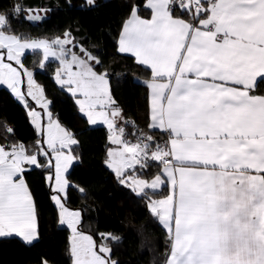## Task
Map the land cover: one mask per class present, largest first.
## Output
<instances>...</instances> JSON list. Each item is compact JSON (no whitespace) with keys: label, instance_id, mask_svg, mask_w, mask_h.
I'll use <instances>...</instances> for the list:
<instances>
[{"label":"snow or ice","instance_id":"snow-or-ice-1","mask_svg":"<svg viewBox=\"0 0 264 264\" xmlns=\"http://www.w3.org/2000/svg\"><path fill=\"white\" fill-rule=\"evenodd\" d=\"M130 8L118 51L151 70L149 134H140L135 143L125 141V127L117 126L122 109L111 95L107 73L94 68L100 60L83 47V57L67 49L70 33L52 42L29 41L7 34L8 13L0 12V49L22 69L25 49H42L45 60L59 59L56 83L82 97L76 103L88 122L102 120L113 133L110 142L120 145L108 151L106 161L120 183L134 185L137 195L170 185L164 199L147 205L170 234L167 264H264V94H256L264 83V0H146L150 19L141 18L138 5ZM176 9L181 16L174 15ZM11 11L15 15L25 9L17 3ZM27 19L41 17L29 14ZM4 58L0 53V84L25 108L30 97L49 109L51 101L33 72L24 69L22 74ZM22 75L27 77L26 94ZM102 108L109 110L98 111ZM28 115L43 137L44 125L37 124L41 114L29 109ZM46 115L47 137L37 140L35 154H27L22 144L10 151L0 146V237L15 234L27 244L39 234L24 165L54 167L51 199L62 209L60 223L77 233L79 222V212H69L61 196L70 187L65 174L75 159L71 146L79 142L52 119L51 111ZM154 129L167 135L163 144L150 134ZM149 161L162 165L151 182L126 176L128 169L145 168ZM47 180L51 186L53 176ZM71 252L74 264H117L110 260V248L99 247L107 259L97 253L90 236L77 234Z\"/></svg>","mask_w":264,"mask_h":264},{"label":"trees","instance_id":"trees-1","mask_svg":"<svg viewBox=\"0 0 264 264\" xmlns=\"http://www.w3.org/2000/svg\"><path fill=\"white\" fill-rule=\"evenodd\" d=\"M145 1L95 0L90 6L85 0H0V12L8 13L7 33L26 39L48 40L70 33L69 37L78 46L97 57L101 63L94 64V68L107 73L111 95L122 109L123 127L131 136L133 133L149 134L146 82L151 74L133 57L118 52V39L131 5L139 6L141 17H149ZM17 2L25 11L14 15L11 10ZM28 9L42 12L43 17L29 21L24 16ZM174 15L182 14L176 9ZM22 64L34 71L35 80L51 101L52 115L79 142L71 146L75 160L66 174L70 187L67 195H63L65 207L80 212L78 230L92 237L97 250L101 245L110 248V260L117 264H165L171 241L147 205L164 197L167 186L156 192L146 189L144 194L137 195L131 187L120 183L106 165L110 147L108 130L104 126H89L87 119L79 114L73 97L57 85L54 75L58 63L49 61L42 69L40 56L27 53ZM256 94H264V83ZM8 128L14 131L8 132ZM150 134L165 135L154 130ZM37 140L40 136L26 108L9 89L0 87V144L7 149L22 144L27 154H34L39 148ZM161 166L150 161L147 167L137 165L128 173L148 180L160 172ZM49 175H52V167L25 169L23 179L37 208L38 239L26 244L13 236L1 238L0 264H41L42 260L48 264H73L69 231L59 224L58 209L51 199L52 190L47 180ZM81 188L83 192L79 191Z\"/></svg>","mask_w":264,"mask_h":264},{"label":"rangeland","instance_id":"rangeland-1","mask_svg":"<svg viewBox=\"0 0 264 264\" xmlns=\"http://www.w3.org/2000/svg\"><path fill=\"white\" fill-rule=\"evenodd\" d=\"M86 2H87V0H85ZM18 3V2H17ZM16 3V4H17ZM19 14H21V13H19ZM29 14H32V15H39L41 18L43 17V14H42V12H39V11H36V10H34V11H32L31 13H29L28 11L24 14V16L25 17H27ZM15 15H18V14H15ZM29 20V19H28ZM30 21V20H29ZM7 34H10V33H7ZM58 38H60V39H64L65 37H64V35L63 36H61V37H58ZM69 39H71L72 40V38H70L69 37ZM29 41H32V40H36V41H38V40H46V41H48V42H52V41H54L55 39H52V40H48V39H44V38H38V39H28ZM73 45H75V47H73ZM67 49H70L71 51H74V52H76V54L77 55H80V56H82L83 57V53H81L80 52V46H78L77 45V43H76V41H73L72 40V43L71 44H68V45H66L65 46ZM57 50V53L59 52V49H56ZM87 50V49H86ZM87 52H89V53H91L89 50H87ZM0 53H2L3 55H4V63H11L12 64V66L14 67V68H16L17 69V71H19V72H21L22 74H23V71H24V69H27V70H29V71H32L33 72V74H34V71L32 70V69H30V68H26V67H23V69L20 67V65H18V64H16L15 63V61H8L7 60V58H6V49H0ZM27 53H37L39 56H40V63L41 62H43L44 64H46L47 62H49V61H55V62H57L58 63V67H57V69L55 70V74H56V71L58 70V69H61L62 68V65L60 64V61H59V59H57L56 57H53V56H49V58L47 59V60H45L44 59V53H43V50L42 49H31V48H29V49H25L24 50V53H23V55L21 56V62H22V59H23V57H24V55L25 54H27ZM92 54V53H91ZM69 59H70V56H69ZM77 69L75 68V66H73V71H76ZM100 73H103V72H100ZM21 79L24 81V83H23V85H22V91H24L25 92V94H26V92H27V77H25V76H21ZM54 79H55V75H54ZM34 80H35V78H34ZM56 81V80H55ZM35 82H36V84H38L40 87H41V85L35 80ZM57 85L60 87V88H62L58 83H57ZM0 87H5V88H7V89H9L8 87H7V85L6 84H0ZM63 90H65L69 95H71L72 96V94H71V92H69L68 90H67V88L65 87V88H62ZM10 90V92L12 93V91H11V89H9ZM13 95V94H12ZM14 96V95H13ZM46 97V96H45ZM73 97V96H72ZM14 98H15V96H14ZM47 98V97H46ZM77 98H82V97H73V99H74V101H75V104H76V106H77V109H78V112H79V114H81L83 117H85L86 119H87V117L79 110V105L76 103V99ZM16 99V98H15ZM28 99V108L29 109H34L36 112H38V113H40L41 115H40V118L38 119V124H43L44 125V136L42 137V136H40V140L43 142V140L44 139H46V137H47V132H48V116L46 115V112L47 111H50V109H47V110H45V109H42L35 101H33V100H31V98L30 97H28L27 98ZM48 99V98H47ZM17 100V99H16ZM49 100V99H48ZM18 101V100H17ZM28 108H26V110H28L29 111V109ZM50 108V107H49ZM109 109L108 108H102V109H98V111H108ZM52 119L54 120V121H56L57 119L52 115ZM87 122H88V119H87ZM123 123H124V118L122 117V118H117V126L118 127H123ZM33 124V123H32ZM33 125H35V124H33ZM88 125L89 126H107V124H105L102 120H97V123H95V124H90L89 122H88ZM62 126V125H61ZM63 127V126H62ZM107 129H108V132H109V136L111 135V134H113V133H111L110 132V130H109V128H108V126H107ZM118 134V133H117ZM109 136H108V142H109V144H110V147H109V150H115V149H118V148H120V145H117V144H113V143H111L110 142V140H109ZM123 139L125 140V141H127V142H130V140H131V138L130 137H123ZM44 147L45 148H47V145L46 144H44ZM108 150V151H109ZM65 152L67 153L68 152V150L67 149H65ZM36 153V152H35ZM34 153V154H35ZM49 154H50V156H52L53 157V163H54V153H51V151L49 150ZM71 155H73L72 154V152H71ZM75 160V159H74ZM108 160H109V158H108ZM74 162V161H73ZM73 164V163H72ZM107 165V164H106ZM71 167V166H70ZM70 167H69V169H70ZM31 168V167H30ZM68 169V170H69ZM114 172V171H113ZM115 173V172H114ZM67 174V173H66ZM65 174V175H66ZM52 176H53V180L51 181V190L53 189V188H55L56 187V184H55V179H54V177H55V169H54V167H52ZM134 186V185H133ZM52 194H54L53 192H52ZM64 194L63 193H61V196H63ZM69 210V212H79L78 210H70V209H68ZM79 214H80V212H79ZM79 219H80V215H79ZM80 221V220H79ZM61 224V223H60ZM79 224V223H78ZM100 247V246H99ZM97 253L98 254H100V255H103V256H105V258L107 259V255L106 254H103V253H99V248H98V251H97ZM112 261V260H111Z\"/></svg>","mask_w":264,"mask_h":264},{"label":"crops","instance_id":"crops-1","mask_svg":"<svg viewBox=\"0 0 264 264\" xmlns=\"http://www.w3.org/2000/svg\"><path fill=\"white\" fill-rule=\"evenodd\" d=\"M145 4H146V1H145ZM149 12H150V10H148ZM130 18V15H129V17L125 20V22L128 20ZM141 18H143V17H141ZM151 18V12H150V14H149V17H147V18H144V19H150ZM124 22V23H125ZM124 25V24H123ZM122 30H123V26H122V28H121V31H120V33L122 32ZM119 37H120V35H119ZM118 41H119V39H118ZM119 52V51H118ZM120 53V52H119ZM120 54H126V55H129V56H131V57H133V59L135 60V62H136V58L134 57V56H132L130 53H120ZM137 63V62H136ZM138 64V63H137ZM139 65H141V64H139ZM141 66H143V67H145V68H147L148 70H149V72H150V74H151V70H150V68L148 67V66H146V65H141ZM151 80V79H150ZM149 80V81H150ZM148 81V82H149ZM148 82H146V85L148 84ZM147 90H148V98H149V104H150V89L147 87ZM29 109V108H28ZM32 109V108H31ZM27 113H28V110H27ZM149 115H150V112H149ZM29 116V115H28ZM29 119H30V122H31V124H32V119L33 118H31L30 116H29ZM39 122H38V120H37V124H38ZM33 125V124H32ZM33 127L35 128V130H36V132H37V134H38V129H37V126L36 125H33ZM105 127V126H104ZM106 129H107V126L105 127ZM108 130V129H107ZM154 131H160V132H162L161 130H159V129H154ZM108 136H109V132H108ZM0 146H2L1 144H0ZM4 147V146H3ZM5 148V147H4ZM24 149H25V151H26V148L24 147ZM5 150L6 151H10L11 150V148H5ZM26 153H27V151H26ZM30 167H35V166H29V165H24V168L26 169V168H30ZM161 168H162V166L160 167V171H161ZM109 169H111V168H109ZM112 170V169H111ZM130 170H132V169H128L127 170V172H126V176H130V177H132L133 179H141V180H145V181H149V182H151L152 181V179L154 178H151V179H148V180H146V179H144V178H142V177H136V176H133L132 174H129L128 172L130 171ZM113 171V170H112ZM126 185H128V184H126ZM166 186H167V194L164 196V197H160V198H157V199H154V200H161V199H164L169 193H170V185H167V184H165ZM129 186V185H128ZM162 186H164V185H161V186H159L156 190H151V189H149V190H151V191H153V192H156V191H159L161 188H162ZM130 187V186H129ZM134 187V186H133ZM133 187H131L132 189H133ZM53 201V200H52ZM53 203L55 204V202L53 201ZM55 206L57 207V209H58V217H59V224H60V219H61V216H60V213L62 212V209L58 206V205H56L55 204ZM68 209V208H67ZM71 210V209H70ZM80 220V219H79ZM79 223V222H78ZM78 223H77V225H76V228H77V233H73V231H72V229L71 228H69L68 226H67V223H64V224H60L61 226H64V227H66L67 229H68V231H69V242H70V247H69V252H70V255H71V258H72V262H73V264H74V259H75V257L72 255V252H71V247H72V245L76 242V239H77V234H82V235H85V236H89V235H87V234H84V233H81L79 230H78ZM162 225V224H161ZM162 227L165 229V231L167 232V234H168V236H169V238H170V234L168 233V231H167V229L162 225ZM13 237H17V238H19L21 241H23L22 240V238L21 237H18V236H16L15 234H13L12 235ZM8 237H11V236H8ZM1 238H5V237H0V239ZM35 241V240H34ZM33 241V242H34ZM170 241H171V239H170ZM32 242V243H33ZM25 243V242H24ZM27 244V243H26ZM96 251H98L97 249H96ZM170 253H171V248H170ZM170 253H169V256H168V258H167V260H166V262H165V264H167V261H168V259H169V257H170Z\"/></svg>","mask_w":264,"mask_h":264},{"label":"built area","instance_id":"built-area-1","mask_svg":"<svg viewBox=\"0 0 264 264\" xmlns=\"http://www.w3.org/2000/svg\"><path fill=\"white\" fill-rule=\"evenodd\" d=\"M127 123H129V122H127ZM140 134L139 133H135V135L134 134H132L131 136H129V134L125 131V137L127 138V137H130L131 138V140H130V143H135L136 141H137V137L139 136ZM158 141H160V143L161 144H163V142L165 141V140H167L168 139V137H167V135L165 134L164 136H154ZM150 162V161H149Z\"/></svg>","mask_w":264,"mask_h":264}]
</instances>
